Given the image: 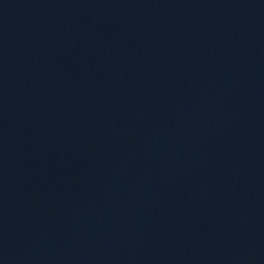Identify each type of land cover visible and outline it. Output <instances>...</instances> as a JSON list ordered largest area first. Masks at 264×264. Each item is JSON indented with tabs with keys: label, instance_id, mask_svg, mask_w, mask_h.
Returning <instances> with one entry per match:
<instances>
[{
	"label": "water",
	"instance_id": "95a60500",
	"mask_svg": "<svg viewBox=\"0 0 264 264\" xmlns=\"http://www.w3.org/2000/svg\"><path fill=\"white\" fill-rule=\"evenodd\" d=\"M0 264H264V0H0Z\"/></svg>",
	"mask_w": 264,
	"mask_h": 264
}]
</instances>
